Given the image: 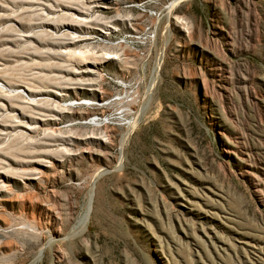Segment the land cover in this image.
Wrapping results in <instances>:
<instances>
[{
  "label": "rangeland",
  "instance_id": "1",
  "mask_svg": "<svg viewBox=\"0 0 264 264\" xmlns=\"http://www.w3.org/2000/svg\"><path fill=\"white\" fill-rule=\"evenodd\" d=\"M173 1L0 0V264H264V0Z\"/></svg>",
  "mask_w": 264,
  "mask_h": 264
},
{
  "label": "bare ground",
  "instance_id": "2",
  "mask_svg": "<svg viewBox=\"0 0 264 264\" xmlns=\"http://www.w3.org/2000/svg\"><path fill=\"white\" fill-rule=\"evenodd\" d=\"M176 1H178V0H174L173 3L176 2ZM172 6H173V4H172Z\"/></svg>",
  "mask_w": 264,
  "mask_h": 264
}]
</instances>
